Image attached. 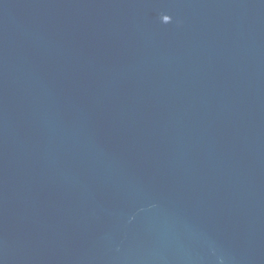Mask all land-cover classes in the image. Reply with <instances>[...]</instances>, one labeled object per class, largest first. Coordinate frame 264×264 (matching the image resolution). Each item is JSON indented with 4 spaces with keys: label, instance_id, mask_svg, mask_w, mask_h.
Instances as JSON below:
<instances>
[{
    "label": "water",
    "instance_id": "water-1",
    "mask_svg": "<svg viewBox=\"0 0 264 264\" xmlns=\"http://www.w3.org/2000/svg\"><path fill=\"white\" fill-rule=\"evenodd\" d=\"M0 264H264V0H0Z\"/></svg>",
    "mask_w": 264,
    "mask_h": 264
}]
</instances>
